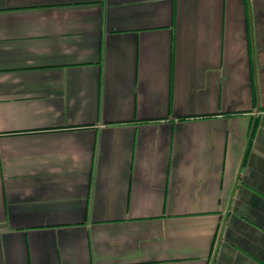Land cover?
<instances>
[{
	"label": "crops",
	"instance_id": "0c3cea01",
	"mask_svg": "<svg viewBox=\"0 0 264 264\" xmlns=\"http://www.w3.org/2000/svg\"><path fill=\"white\" fill-rule=\"evenodd\" d=\"M0 264H264V0H0Z\"/></svg>",
	"mask_w": 264,
	"mask_h": 264
}]
</instances>
